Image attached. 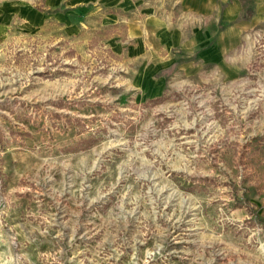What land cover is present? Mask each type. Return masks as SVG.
Returning <instances> with one entry per match:
<instances>
[{"label": "rangeland", "instance_id": "rangeland-1", "mask_svg": "<svg viewBox=\"0 0 264 264\" xmlns=\"http://www.w3.org/2000/svg\"><path fill=\"white\" fill-rule=\"evenodd\" d=\"M46 1L0 0V264H264V21L235 81L138 101L100 11L23 26Z\"/></svg>", "mask_w": 264, "mask_h": 264}, {"label": "crops", "instance_id": "crops-1", "mask_svg": "<svg viewBox=\"0 0 264 264\" xmlns=\"http://www.w3.org/2000/svg\"><path fill=\"white\" fill-rule=\"evenodd\" d=\"M151 0H47L43 11L20 9L24 27L49 21L70 27L97 13L111 30L106 45L131 64L138 101L160 97L170 87L243 74V48L261 17L259 0H175L168 9ZM72 29V28H70Z\"/></svg>", "mask_w": 264, "mask_h": 264}]
</instances>
